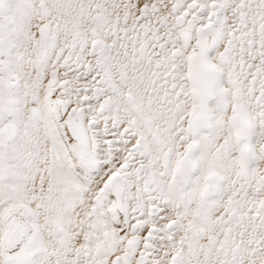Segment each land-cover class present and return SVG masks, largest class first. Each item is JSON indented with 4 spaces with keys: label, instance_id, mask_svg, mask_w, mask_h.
I'll return each mask as SVG.
<instances>
[{
    "label": "snow or ice",
    "instance_id": "1",
    "mask_svg": "<svg viewBox=\"0 0 264 264\" xmlns=\"http://www.w3.org/2000/svg\"><path fill=\"white\" fill-rule=\"evenodd\" d=\"M0 264H264V0H0Z\"/></svg>",
    "mask_w": 264,
    "mask_h": 264
}]
</instances>
